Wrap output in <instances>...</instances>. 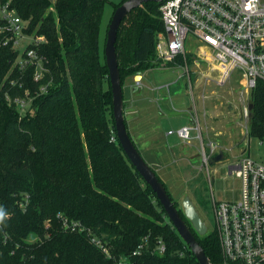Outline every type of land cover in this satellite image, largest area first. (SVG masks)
<instances>
[{
  "label": "trees",
  "instance_id": "1",
  "mask_svg": "<svg viewBox=\"0 0 264 264\" xmlns=\"http://www.w3.org/2000/svg\"><path fill=\"white\" fill-rule=\"evenodd\" d=\"M106 3L13 0V8L28 22L27 34L44 39L31 48L44 59L48 72L43 83H50L49 92L33 99L25 115L15 100L24 99L26 90L37 92L35 68L21 69L0 18V264H116L121 256L130 257L132 264H199L119 143L110 71L106 56L105 62L100 56ZM163 3H144L121 23L116 54L122 85L126 75L156 56V36L164 31ZM257 82L250 136L264 141V82ZM28 195L23 211L19 203ZM174 205L210 263L221 260L216 232L196 234ZM62 218L79 222L85 231L65 229ZM31 235L47 237L44 243L29 244ZM94 236L110 255L94 243ZM160 242L163 255L157 252ZM140 246L141 255L133 257Z\"/></svg>",
  "mask_w": 264,
  "mask_h": 264
},
{
  "label": "built area",
  "instance_id": "2",
  "mask_svg": "<svg viewBox=\"0 0 264 264\" xmlns=\"http://www.w3.org/2000/svg\"><path fill=\"white\" fill-rule=\"evenodd\" d=\"M160 9L164 31L156 36L157 57L173 61L179 56H193L196 65L208 64L212 71L219 74L221 84L239 72V82L243 87L239 98L245 128L239 144L228 149L225 145L206 143L202 132L196 133L197 129L190 125L170 131L169 135L182 143H191L194 139L200 142L201 159L211 187V158L223 152L225 159L226 151H239V155H233L236 162L229 167L228 173L241 181L240 199L216 202L212 193L216 220L213 230L219 236L221 250V260L213 264H264V162L251 158L250 143L251 95L257 81L264 82V0H167ZM0 18L15 43L14 50L19 53L17 61L21 69L27 65L35 68L33 82L38 86L37 92L26 90L24 99L15 100L20 115H25L31 111L33 99L49 92L50 83H43L45 72H48L44 59L31 48L39 47L44 39L27 34L28 22L22 20L13 8V0H0ZM191 38L199 41L200 45L187 52L186 45ZM26 105H29V109L25 112L23 108ZM259 143L264 147L263 140H259ZM28 204L29 195L23 198L19 207L24 211ZM2 218L3 214H0V220ZM62 221L67 230L85 231L79 222H69L66 218H62ZM2 231L0 222V234ZM46 237L31 235L26 242L44 243ZM7 238L8 235L4 240ZM93 241L105 254L110 255L109 249L99 238L94 236ZM143 249L144 246H140L133 257L141 255ZM157 252L161 255L165 253L162 242ZM116 261V264H132L131 258L126 256Z\"/></svg>",
  "mask_w": 264,
  "mask_h": 264
},
{
  "label": "rangeland",
  "instance_id": "3",
  "mask_svg": "<svg viewBox=\"0 0 264 264\" xmlns=\"http://www.w3.org/2000/svg\"><path fill=\"white\" fill-rule=\"evenodd\" d=\"M124 1L127 0H107L105 5L100 24V56L103 62L114 6ZM199 45V41L191 38L186 51L194 50ZM239 80L237 72L232 79L221 84L219 74L212 71L208 64L196 65L193 56H179L173 61L155 56L148 66L123 79V112L131 138L134 136L137 144L133 138L132 140L144 154L147 131L142 124L144 114L152 109L155 114L162 115L159 117L160 130L167 132L177 129L182 116L185 117V124L197 129L196 133L202 132L204 142L225 145L231 149L239 144L245 131L239 98L243 87ZM23 109L26 112L29 105ZM169 139L176 142H163L167 146V152L160 157L163 162L159 161V166L152 165V168L183 212L182 202L185 197H190L207 224L209 233L216 227L212 193L216 202L240 199L241 181L228 173L229 167L236 162L233 155H239V151H226L225 161L211 164V187L201 159L200 142L194 139L191 143H181L175 137ZM250 143L251 158L264 162V147H261L259 139L252 138ZM242 146L244 147V143ZM149 158L145 156L144 160L149 161Z\"/></svg>",
  "mask_w": 264,
  "mask_h": 264
},
{
  "label": "water",
  "instance_id": "4",
  "mask_svg": "<svg viewBox=\"0 0 264 264\" xmlns=\"http://www.w3.org/2000/svg\"><path fill=\"white\" fill-rule=\"evenodd\" d=\"M165 1L167 0H127L115 9L116 11L114 12L113 18L110 22L104 51L106 64L108 70L110 71V86H112L115 130L117 131L119 143L123 147L127 159L131 161L139 175L142 176L147 185L155 192L161 206H163L165 212L167 213L168 220L171 221L178 235L189 246L199 264H210L205 251L196 239V236H194L187 222L180 215L179 209L174 205L166 187H164L163 183L159 180L152 167L144 160L139 149L132 141L126 127V118L123 112V86L121 71H119L118 55L116 54V43L118 41L117 37L121 23L129 15V13L141 7L144 3H159ZM224 160V154L221 152L217 156L211 158V163L217 164L223 162ZM182 206L184 207L185 218L190 221L195 233L201 236H206L208 233V226L204 220H202L197 206L194 205L190 197L184 198Z\"/></svg>",
  "mask_w": 264,
  "mask_h": 264
},
{
  "label": "crops",
  "instance_id": "5",
  "mask_svg": "<svg viewBox=\"0 0 264 264\" xmlns=\"http://www.w3.org/2000/svg\"><path fill=\"white\" fill-rule=\"evenodd\" d=\"M144 115H145V118L143 119L142 125L145 126V128H146L145 131H147L146 132L147 135L145 138L146 144L144 145L145 146V153L144 154L142 153L143 151L141 150L140 147H139V150H140V153H141L143 158L145 156L150 157L149 158L150 160L149 161L146 160V161L151 167H153L152 165L159 166V161H161V158L163 157L164 152H167V149H166L167 146H164L163 142L165 141V143H166V141L167 142L173 141L172 139L171 140L169 139V138L173 137V136L169 135V132L173 131V130H177L178 128L183 127V126H187V125L189 126V124H185L184 123L185 117L181 116L182 122H181L180 126L177 129H171V130L166 132L164 130L163 131L160 130L161 125H160V118L159 117L162 115H160L159 113L155 114L154 110L152 111V109L150 111H147ZM174 118H177V116ZM132 138L136 142L135 137L132 136ZM137 138H139V137H137ZM177 141L179 142L180 140L177 139ZM173 142H176V141H173ZM136 144H137V142H136ZM161 162H163V161H161Z\"/></svg>",
  "mask_w": 264,
  "mask_h": 264
}]
</instances>
